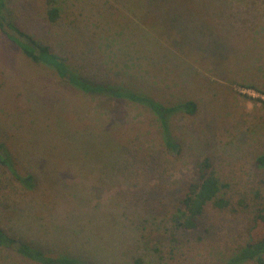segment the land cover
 <instances>
[{"label":"rangeland","instance_id":"374dc122","mask_svg":"<svg viewBox=\"0 0 264 264\" xmlns=\"http://www.w3.org/2000/svg\"><path fill=\"white\" fill-rule=\"evenodd\" d=\"M5 1L87 79L197 110L169 116L171 148L149 107L80 91L0 28V226L85 264H231L264 206V0H55L56 21L47 0ZM206 157L224 203L179 226ZM0 264L42 263L0 245Z\"/></svg>","mask_w":264,"mask_h":264},{"label":"trees","instance_id":"16d2710c","mask_svg":"<svg viewBox=\"0 0 264 264\" xmlns=\"http://www.w3.org/2000/svg\"><path fill=\"white\" fill-rule=\"evenodd\" d=\"M48 16L51 21H56L60 14V9L56 5L55 0H47ZM0 28L3 33L17 46L21 51L37 64L49 66L53 68L58 75L85 93H93L108 97L126 99L135 103H142L149 107L158 115L163 123L165 131L166 145L176 148L177 144L173 141L168 127L169 116L177 111H183L194 114L197 110V103L193 100L180 102L175 105L167 106L156 98L147 94L138 92L137 90L112 86L106 83L92 81L76 72L65 60L53 51L52 47L36 40L32 35L21 29L15 21L9 17L6 10V1L0 0ZM4 147L0 143V163L8 164L9 160L5 157ZM256 163L259 167L264 168V154L257 157ZM199 178L196 182L191 183L189 189L183 199V207L174 215V219L179 226L185 228H194L197 226V220L203 213L206 204L214 200L220 205L221 199H217L218 194L225 187L218 178L212 162L209 158H205L198 163ZM18 178L28 185H32L33 177L27 175ZM0 245L13 249L22 254L26 258L40 262L42 264H85L78 259L67 256H50L43 250L30 245L29 243L18 239L9 234L0 226ZM255 260L259 264H264V206L260 209L257 217V223L250 232V241L243 247L232 259L231 264H238L245 260Z\"/></svg>","mask_w":264,"mask_h":264}]
</instances>
